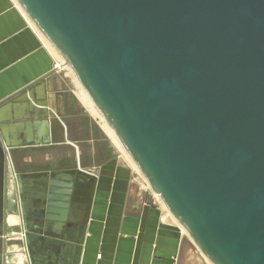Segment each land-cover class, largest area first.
I'll return each instance as SVG.
<instances>
[{
	"label": "water",
	"instance_id": "1",
	"mask_svg": "<svg viewBox=\"0 0 264 264\" xmlns=\"http://www.w3.org/2000/svg\"><path fill=\"white\" fill-rule=\"evenodd\" d=\"M14 1L202 256L264 264V0ZM24 93L12 117L0 108V225L8 172L23 199L10 151L49 145L56 118ZM95 186L77 171L33 190L50 238L90 213Z\"/></svg>",
	"mask_w": 264,
	"mask_h": 264
},
{
	"label": "crops",
	"instance_id": "2",
	"mask_svg": "<svg viewBox=\"0 0 264 264\" xmlns=\"http://www.w3.org/2000/svg\"><path fill=\"white\" fill-rule=\"evenodd\" d=\"M43 41L14 0H0L2 115L12 117V107L20 105L16 101L26 96L23 91L29 87L33 96L45 99L56 116L49 121V145L19 147L10 151L15 175L29 179L24 186L29 198H41L40 193L33 190L41 192L56 176L58 171H54L55 166L50 163L60 165L62 170L58 174L74 175L80 171L96 181L91 192V211L85 218H80L83 222L78 233L70 230L62 243L61 237L54 240L45 232L34 235L31 245L37 250L36 264H199L197 257L192 259L182 228L171 219L156 197L142 187L143 183L135 179L130 167L138 171L110 129L102 125L103 133L84 111H77L74 105L67 110L70 107L64 91L67 85L61 71L55 67L58 57ZM16 139L19 137L15 136ZM24 148L37 151L27 153L21 162L18 156L20 149ZM117 149L123 157L118 155ZM37 163L40 166L35 170H25L26 166L30 169ZM8 179V195L14 204V184L11 177ZM34 182L39 184L36 189L32 187ZM11 209L9 216L19 220L15 207ZM9 228L5 255L20 252L24 260L25 248L22 243H17L22 231ZM55 248L61 251L60 255L55 254ZM8 258L6 262L10 264Z\"/></svg>",
	"mask_w": 264,
	"mask_h": 264
},
{
	"label": "flooded vegetation",
	"instance_id": "3",
	"mask_svg": "<svg viewBox=\"0 0 264 264\" xmlns=\"http://www.w3.org/2000/svg\"><path fill=\"white\" fill-rule=\"evenodd\" d=\"M67 110H70V107H68ZM53 125L55 127V124H53ZM53 125H52V127H53ZM58 125H60V123ZM20 150H19L20 152L18 151L19 152L18 160L21 162H23L25 160V158H26L25 156L28 155L27 153H30V152L33 153V151H35V153H36V151H37V149H33V148H26V149L24 148V149H20ZM50 165L55 166L54 171L60 172V170H62V168H60V165H58L56 162L50 163ZM39 166L40 165L38 163L31 166L30 169L26 166L25 170L33 171L36 168H38ZM58 172L56 173V175L58 174ZM9 176L12 178V182L14 184V193L16 195V199L14 201V204L11 203L10 197L8 195V191H9V183H8L9 179L8 178H10ZM16 177H18V175H16ZM21 179L23 181L22 182L23 199L21 198V200H19V197L17 195V187H16L15 180L11 176L10 172H8L7 188H6V211H5L6 218H5V224L0 225V264H3V262L5 260V252L4 251H5V245H6V233H7V230L10 229L9 228L10 225L7 222V218L9 216V214H11V211H13V209H11L12 206H13V208L15 207V209L17 211V216L19 217L18 218L19 220H17V221L15 220L16 225H14L12 228L14 230L19 229L21 231V226H22L24 229V234H22L19 237L20 240L18 239L19 242H17V243H22V245H23V239H24L26 242V245H27L26 251L24 250L25 253L23 255V256H25V258H24L25 261L22 264H36L37 250H36V248H33V246L31 244H32V241L34 239V235L44 233V228H43L44 227V224H43L44 223V217H43V214L41 213V209L43 208V201L39 197H33V198L27 197L26 194L28 191H26V189H25L26 187L24 188V186H26L25 182H28L29 179H25L23 177H21ZM28 184H27V186H28ZM37 186H39V184L37 185V183H35V182L32 184L33 189L34 188L36 189ZM27 190H28V188H27ZM19 203H20V212L17 210ZM79 221L81 222L80 218H78L76 220V223H79V224L74 225V229H68L67 225L63 226V230H62L63 235L61 236V243L65 240L66 233L69 232L70 230H74V231H76V233H78L80 231V229L82 227V222L80 223ZM36 233H38V234H36ZM76 238H77V236H76ZM41 241L43 242L45 240L41 239ZM185 248H186V245L183 244V249H185ZM44 249H45V247H44ZM54 252H55V254H58V255H60V253H61V251L59 249H56V248L54 249ZM43 253H45V252L43 251ZM43 258L46 259L45 257H43Z\"/></svg>",
	"mask_w": 264,
	"mask_h": 264
},
{
	"label": "rangeland",
	"instance_id": "4",
	"mask_svg": "<svg viewBox=\"0 0 264 264\" xmlns=\"http://www.w3.org/2000/svg\"><path fill=\"white\" fill-rule=\"evenodd\" d=\"M56 57H58V56H56ZM56 60L58 61L57 58H56ZM60 73H61V76L63 77V79H64V81H65V83L67 85V87L64 88V91H66L65 95H66L67 101H69L70 108L72 109V105H74L76 107L77 111H81V110L84 111L86 113V115L88 117H90L95 122V124L98 126V128L101 129V131L103 130L102 129V125H105L106 127H108V125L96 115L93 104L89 100V98L86 95V93L79 86V84H78L75 76L73 75L72 71L66 67ZM78 98L83 103V106L80 103ZM103 133H105V132H103ZM117 152H118V155L120 157H123V154L118 149H117ZM130 169L134 173L135 179L137 181H139L140 183H143L142 187L144 189H146V191H149V193L153 194L151 192V190L146 186L145 182H143L144 181L143 177L142 176L140 177V175L134 169H132V167H130ZM153 196H154V194H153ZM184 235H185V238L187 239V241H186L187 244L186 245H187L188 248H190V251L193 254L192 255V259H193V257H197V259L199 261V264H203V263L204 264H210V262H208V261H206L204 259L202 254L195 247L193 242L188 238L186 233ZM9 255L10 254L5 255V260H4L3 264H7L6 260H7ZM10 256H13V255H10Z\"/></svg>",
	"mask_w": 264,
	"mask_h": 264
},
{
	"label": "bare ground",
	"instance_id": "5",
	"mask_svg": "<svg viewBox=\"0 0 264 264\" xmlns=\"http://www.w3.org/2000/svg\"><path fill=\"white\" fill-rule=\"evenodd\" d=\"M41 35V34H40ZM42 37V39L44 40L43 42H45V44L47 45V47L52 51V53L54 54V55H56V56H58L59 58H57L58 59V61H59V65L57 66L58 67V69H64V68H66L67 66H65L64 65V63H63V60L60 58V56L57 54V52L55 51V49L44 39V37L43 36H41ZM68 68V67H67ZM69 69V68H68ZM80 86V85H79ZM81 87V86H80ZM81 89H82V87H81ZM83 90V89H82ZM84 91V90H83ZM85 92V91H84ZM86 93V92H85ZM86 95H87V93H86ZM88 96V95H87ZM86 96V97H87ZM88 98H89V96H88ZM89 100H90V98H89ZM91 101V100H90ZM91 103H92V101H91ZM93 104V103H92ZM93 106H94V104H93ZM94 110H95V113H96V115L98 116V117H100L102 120H104V118H103V116L101 115V113L97 110V108L94 106ZM105 121V120H104ZM107 124V123H106ZM109 127V126H108ZM109 129H110V127H109ZM110 131H111V133L113 134V136L115 137V139L117 140V138H116V136L114 135V133H113V131L110 129ZM117 142L119 143V141L117 140ZM119 146L121 147V145H120V143H119ZM121 149H122V151L125 153V155L129 158V160L133 163V161L131 160V158L127 155V153L123 150V148L121 147ZM133 165L136 167V165L133 163ZM136 169H137V167H136ZM137 171H138V169H137ZM138 173H139V171H138ZM139 175L141 176V174L139 173ZM154 196L156 197V199L158 200L159 199V197H158V195L156 196V194H154ZM171 217V216H170ZM171 219L176 223V224H178L172 217H171ZM7 222H8V224L11 226V227H13L14 225H16V221L14 220V216L13 215H10V216H8V218H7ZM179 225V224H178ZM180 226V225H179ZM181 227V226H180ZM182 228V227H181ZM182 231L184 232V234H185V231L183 230V228H182ZM18 253V252H17ZM205 259V258H204ZM206 260V259H205ZM207 261V260H206ZM8 262L10 263V264H22L23 262H24V260H23V258H22V255L19 253V254H15V255H13V256H10L9 258H8ZM211 264V263H210Z\"/></svg>",
	"mask_w": 264,
	"mask_h": 264
},
{
	"label": "built area",
	"instance_id": "6",
	"mask_svg": "<svg viewBox=\"0 0 264 264\" xmlns=\"http://www.w3.org/2000/svg\"><path fill=\"white\" fill-rule=\"evenodd\" d=\"M58 63H59V61H56V63H55V67H56V69H57L58 71H62L63 69H61V70L58 69V67H57V66L59 65Z\"/></svg>",
	"mask_w": 264,
	"mask_h": 264
}]
</instances>
